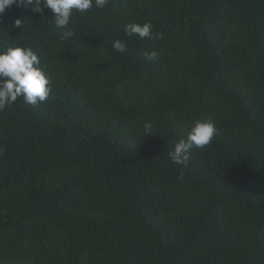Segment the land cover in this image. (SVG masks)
I'll return each instance as SVG.
<instances>
[{"label":"trees","instance_id":"obj_1","mask_svg":"<svg viewBox=\"0 0 264 264\" xmlns=\"http://www.w3.org/2000/svg\"><path fill=\"white\" fill-rule=\"evenodd\" d=\"M9 47L51 92L0 112V264H264V0H109L64 30L13 5ZM196 120L218 134L173 163Z\"/></svg>","mask_w":264,"mask_h":264},{"label":"clouds","instance_id":"obj_2","mask_svg":"<svg viewBox=\"0 0 264 264\" xmlns=\"http://www.w3.org/2000/svg\"><path fill=\"white\" fill-rule=\"evenodd\" d=\"M109 0H0V14L13 5L21 8H31L34 12L43 14L44 9H50L54 13V23L57 29H68L72 23L73 12L87 13L93 7L104 9ZM22 20L17 18L15 27L20 28ZM128 37L138 36L140 39H159L161 34L153 32L150 22L129 23L125 27ZM74 35L73 31L62 32L61 39L67 41ZM130 42V41H129ZM113 50L125 53L128 44L116 39L112 42ZM159 54L154 50L145 52V58L149 61L158 59ZM51 92L50 78L41 67V58L31 47H9L6 51H0V112L13 105L18 98L29 105H37L47 100ZM145 136L152 134L153 125L150 122L144 124ZM218 134L215 124L209 120H196L188 132L187 139H181L175 143L174 150L169 152L170 160L179 165L187 166L190 152L193 149L203 150L210 145Z\"/></svg>","mask_w":264,"mask_h":264}]
</instances>
